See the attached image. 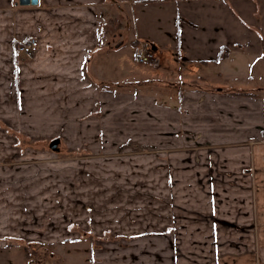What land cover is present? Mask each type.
Instances as JSON below:
<instances>
[{"label": "crops", "instance_id": "crops-1", "mask_svg": "<svg viewBox=\"0 0 264 264\" xmlns=\"http://www.w3.org/2000/svg\"><path fill=\"white\" fill-rule=\"evenodd\" d=\"M17 1L0 0V154L3 146L22 152L25 137L58 138V148L68 141L78 149L87 138L108 136L118 128L114 115L124 94L119 90L135 86L128 100L144 107L135 111L145 115V125L152 111L163 126L179 124L182 135L165 130L169 143L177 146L191 133L202 138L195 148L158 149L159 156L79 158L67 165L78 171L51 173L47 187L39 186L43 178L36 170L24 173L35 176L9 174L0 159V249L24 240L46 248L84 239L99 248L92 246V258L103 264H264V102L232 114L230 106L238 102L222 97L226 91L193 80L208 66L225 30L231 34L234 24L243 34L232 12L259 24L264 0H38L28 6ZM255 37L256 45L264 40L261 33ZM32 38L37 50L22 59L15 50ZM139 42L152 45L159 68L136 65ZM127 47L132 53L125 57ZM251 51L264 71V49ZM159 69L166 74H157ZM228 118L251 129L228 140L230 129L219 133ZM56 180L71 186L59 199L68 230L45 228L55 221L48 218H55L57 194L50 184ZM106 233L112 240H97ZM190 252L196 256L187 258Z\"/></svg>", "mask_w": 264, "mask_h": 264}, {"label": "rangeland", "instance_id": "rangeland-1", "mask_svg": "<svg viewBox=\"0 0 264 264\" xmlns=\"http://www.w3.org/2000/svg\"><path fill=\"white\" fill-rule=\"evenodd\" d=\"M225 1L227 2V0ZM3 3H5L4 0ZM232 13L233 20L238 24L244 26L242 27L243 34H241V32H236L237 29L234 24L231 28V34L228 33L227 30H225L224 41H216L219 46L217 47L214 56L211 57L209 59L210 61L206 63V65H208L207 67H202L201 71L196 73L193 80H195L200 87H208L213 91L217 90V92L221 89V91H226V93L224 94H222L221 92H219L218 94H222L221 96L226 99L230 98L232 101L238 102L235 105L233 103L232 106H230L231 110H229L232 114H234L238 111V109L243 113L249 112L251 108L255 107L253 103L254 101L259 104H261V102H264V81L262 79V74L264 71L261 67V63L259 62V57L257 56V54L253 55L251 51L254 48H256L257 51H260V49H264V45H262V43H264V40L261 39L262 43L259 42L258 45H256L254 42V40L256 39L255 36L258 33H261V36L264 37V16L260 17L261 22L259 24L252 25L251 23H246V16H242L245 18L244 19L242 17L236 16L234 11ZM129 20L130 17H128V22L131 23V21ZM227 23L228 22L226 21V26ZM126 25L127 22L123 21L121 28L124 35L128 33ZM251 26L252 29H250ZM223 27L224 23H222L219 26V29H217L219 32H217L216 38L219 37V33H222L223 30L221 28ZM181 30V27L176 26L175 31L177 34H181ZM233 31H235L234 34ZM253 36L255 37L254 39ZM145 46L146 45L143 42L138 43L139 48ZM128 49H130V47H127V49H123L122 54H124L125 57L130 56V53H132L131 51H128ZM155 55H157V52ZM224 55H228V58L225 62L220 63L221 57ZM22 59L29 58L23 57ZM136 63V65H138L142 69L146 68L147 66L153 69H157L160 67L159 64L157 66H153L151 64L138 63L137 61ZM156 72L157 74L160 73V75L166 74L160 69ZM203 77H207V79L203 80ZM108 85L112 86L111 84ZM118 85L120 84L118 83L113 85L114 89H118ZM135 88L136 89L124 88L122 90H119L124 94L120 96L116 105L120 109V111L118 110L119 113H116L114 115V118H117V120H114V124L118 128H114V130L108 136L105 135L98 138H87V140H89L88 144L84 147L79 146L78 149L74 146L73 143L72 146H70L69 142L66 141L62 146L59 147L60 151L58 153L53 152L48 148L49 141L50 139H52V137L44 139L40 138L35 140L25 137L22 139V144L20 145L22 152H13L10 147H7V149H5V146L2 147L0 159L6 163L5 166L8 168L7 172L10 174L13 173V170H16L17 172H23L22 174L24 175V177H28L35 175L24 173L28 172L30 169H34V171L36 170L38 172V176L40 178H43V181L39 186L47 187L46 185H48V179L51 173V177H54V175H68L67 168H76V171H78V168L76 166L67 165H74L76 162H78L76 161V159L81 160L79 158L88 159V161L92 162L103 159L115 160L122 158V160H126L127 158H139L140 156H143V154H158L156 151L158 149V151H160L161 153L165 149H173L181 146H184V148H195L197 144L200 143L198 141H200L202 137H195V135L192 136V133L189 135H184L183 138L185 141L183 143L180 142L177 146H175L176 143H169L173 139L165 137V132L173 131L174 133H177L179 131L177 129L179 127V124L178 127L175 122H173V126L170 128H168L167 126H163L164 122H160L159 119H157L159 118L158 113L156 114L152 111V116L148 118V121H146L147 123L145 125V115L139 116L140 113L136 114L135 111V109L139 111L144 110V107H132L133 104H130V101L128 100L131 97L129 96L130 93L138 90L136 86ZM217 105L219 107V102H217ZM153 108L155 109V107ZM232 117L234 118V116ZM170 123H172L171 120L168 121L169 125ZM224 124H222V130H219V133H222L225 128L230 129L232 131V136L226 139L231 140L233 137V141L234 139H239L241 131H245L246 129L247 131H249L251 129L249 128L248 122L240 121L239 119H235L233 121V119L230 120V118H228ZM181 125L182 123L180 122V126ZM262 129L264 130V127ZM137 130L140 131V134ZM144 132L149 133V135H145ZM111 134H113V136ZM177 134L182 135L180 132ZM236 136L237 138H234ZM11 142H13V139L9 138L8 144H11ZM97 142H100L102 144L103 149H98ZM236 144L239 143L237 142ZM58 163L59 165H52ZM50 185L53 189H55L57 199L55 201V215L53 216L55 218L53 219L52 217H50L48 219L55 221L52 222L53 224L51 226L49 225V227L45 228H60L64 225L68 230L70 225L66 222L67 219L64 216L61 217V214L64 215L65 210H63L64 208L60 206L63 201H59V199L63 198L64 194L68 191V189L71 188V186L68 182L63 185L60 180H56L55 183H52ZM217 191L220 193V190ZM41 192L47 193L48 190L45 189V191L42 190ZM218 197L222 198V195H218ZM34 218L38 220L35 214ZM73 227L79 228L78 224ZM89 238H91L90 234H88V239ZM97 240L110 241L112 240V237L106 233ZM89 243L91 242H88L87 244L86 240L79 239L78 241L73 242H59L56 244H48L45 245L47 246L45 248L42 246H38V244H35V242L24 240L21 241L19 245L8 248L7 250L1 248L0 264H103L104 262L101 261V259L92 258L94 257V255H92L93 252L95 250L99 251V248L93 242L92 246H95V250L93 251V247L90 246ZM23 248L28 249V252L30 253L29 258L25 256V251L23 250ZM102 250L105 252V249L102 248ZM195 250L199 256V249ZM186 255H188L187 258L196 256V254H192L191 252ZM95 260L97 261L96 263Z\"/></svg>", "mask_w": 264, "mask_h": 264}, {"label": "built area", "instance_id": "built-area-1", "mask_svg": "<svg viewBox=\"0 0 264 264\" xmlns=\"http://www.w3.org/2000/svg\"><path fill=\"white\" fill-rule=\"evenodd\" d=\"M145 47L136 48L134 52V59L138 63L142 64H151L153 66H157L159 64L158 58L156 57L155 49L148 44H145ZM38 47V42L36 39H29L27 42H23L19 45L15 52L20 57L30 58L33 53L36 52Z\"/></svg>", "mask_w": 264, "mask_h": 264}, {"label": "water", "instance_id": "water-1", "mask_svg": "<svg viewBox=\"0 0 264 264\" xmlns=\"http://www.w3.org/2000/svg\"><path fill=\"white\" fill-rule=\"evenodd\" d=\"M38 0H18L17 4L20 6L36 5ZM59 139L55 138L49 142L48 148L53 152H58Z\"/></svg>", "mask_w": 264, "mask_h": 264}, {"label": "trees", "instance_id": "trees-1", "mask_svg": "<svg viewBox=\"0 0 264 264\" xmlns=\"http://www.w3.org/2000/svg\"><path fill=\"white\" fill-rule=\"evenodd\" d=\"M262 138H264V132H263V134H262ZM23 250L25 251V256H26L27 258H29L30 253L28 252V249L23 248Z\"/></svg>", "mask_w": 264, "mask_h": 264}]
</instances>
